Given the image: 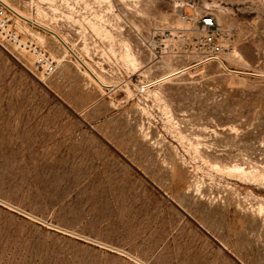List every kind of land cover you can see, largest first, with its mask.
<instances>
[{
	"label": "rangeland",
	"instance_id": "1",
	"mask_svg": "<svg viewBox=\"0 0 264 264\" xmlns=\"http://www.w3.org/2000/svg\"><path fill=\"white\" fill-rule=\"evenodd\" d=\"M3 1L54 30L63 3L113 89L48 35L64 60L42 81L0 46V264H264V0ZM190 6L230 31L228 70L162 82L186 64L143 43Z\"/></svg>",
	"mask_w": 264,
	"mask_h": 264
},
{
	"label": "built area",
	"instance_id": "2",
	"mask_svg": "<svg viewBox=\"0 0 264 264\" xmlns=\"http://www.w3.org/2000/svg\"><path fill=\"white\" fill-rule=\"evenodd\" d=\"M53 10L54 19L57 18L54 30L50 26H40L39 22L22 18L9 3L0 0V46L6 51L13 52V57H28L32 60L36 73L31 72L38 80L42 81L53 76L59 69L62 61L43 42L40 35L53 38L58 50L64 52V58L76 59L77 54L70 42L71 32L75 30L74 24L65 18L66 11L62 8ZM191 15L185 11L180 13V18L189 24L188 28H172L167 31L150 33V38L145 39L144 47L155 62L169 59L173 63L186 64L180 70H189L196 66L216 63L228 70L223 57L229 51V30H225L218 22L216 16L208 11H197L190 6ZM39 23V24H38ZM61 23V26H59ZM107 26L105 25L104 28ZM63 29L67 33L63 32ZM140 35L139 32H136ZM190 58H194L189 62ZM185 70V71H186ZM126 85V84H124ZM112 91L113 86L106 87ZM149 85L142 86L145 92Z\"/></svg>",
	"mask_w": 264,
	"mask_h": 264
},
{
	"label": "bare ground",
	"instance_id": "3",
	"mask_svg": "<svg viewBox=\"0 0 264 264\" xmlns=\"http://www.w3.org/2000/svg\"><path fill=\"white\" fill-rule=\"evenodd\" d=\"M109 2H112L113 0H108ZM126 1V0H125ZM102 2V1H101ZM122 2V1H121ZM109 7V6H108ZM15 9V8H14ZM17 11V10H16ZM18 12V14L22 17V18H24V19H27V20H31V18H28V17H26V16H24L21 12H19V11H17ZM38 21V20H37ZM39 24V23H38ZM43 23H40L39 25L40 26H42V27H44L43 25H42ZM134 28H136V26L134 27ZM137 34V33H136ZM41 40H43V39H41ZM74 49V48H73ZM235 51V50H234ZM233 57H235V58H237V59H239V61H241L242 60V58H241V55L239 54V53H237V51L236 52H234V54H233ZM63 58H64V56H63ZM132 58V61L134 62L136 59V57L134 58V57H131ZM227 58H229V57H227ZM76 59H77V62H78V64L81 66L82 65V67H84L85 68V70L90 74V76H91V78H93V80L99 85V86H101V87H109V86H107L104 82H106V81H103L100 77H98L96 74H94L92 71H91V69H90V67H89V65H88V63H87V61H84L83 59H81V57L79 56L78 57V55L76 56ZM62 60H64V59H62ZM139 61V60H138ZM238 62V61H237ZM163 63H165V62H163ZM135 64V63H134ZM166 65V64H165ZM168 65V64H167ZM166 65V66H167ZM92 68V67H91ZM145 68H147V66L145 67ZM148 68H150L149 67V65H148ZM176 69V68H175ZM177 70V69H176ZM175 70V72H170L171 74H169V75H167V76H165V77H163V78H161L160 79V81H166V80H168L169 78H172L173 76H175V75H177V74H179V73H184L185 72V70L186 69H183V70H177L176 71ZM190 70V69H189ZM171 71H173V70H171ZM187 72H188V70H186ZM257 75V74H256ZM259 75V74H258ZM262 76V75H261ZM263 76H264V74H263ZM157 82V81H156ZM109 85V84H108ZM111 86V85H110Z\"/></svg>",
	"mask_w": 264,
	"mask_h": 264
},
{
	"label": "crops",
	"instance_id": "4",
	"mask_svg": "<svg viewBox=\"0 0 264 264\" xmlns=\"http://www.w3.org/2000/svg\"><path fill=\"white\" fill-rule=\"evenodd\" d=\"M141 202H142V200H141ZM140 204H143V203H140Z\"/></svg>",
	"mask_w": 264,
	"mask_h": 264
}]
</instances>
